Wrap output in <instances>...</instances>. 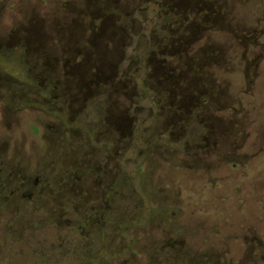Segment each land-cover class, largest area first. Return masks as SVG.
<instances>
[{
    "label": "rangeland",
    "instance_id": "obj_1",
    "mask_svg": "<svg viewBox=\"0 0 264 264\" xmlns=\"http://www.w3.org/2000/svg\"><path fill=\"white\" fill-rule=\"evenodd\" d=\"M0 264H264V0H0Z\"/></svg>",
    "mask_w": 264,
    "mask_h": 264
}]
</instances>
